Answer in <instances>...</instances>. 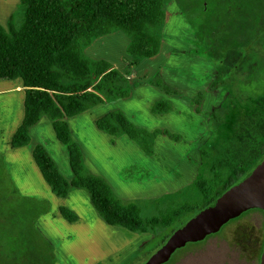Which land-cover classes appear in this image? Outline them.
Wrapping results in <instances>:
<instances>
[{"label": "rangeland", "instance_id": "rangeland-1", "mask_svg": "<svg viewBox=\"0 0 264 264\" xmlns=\"http://www.w3.org/2000/svg\"><path fill=\"white\" fill-rule=\"evenodd\" d=\"M24 12L21 0H0L7 32L9 17L17 28ZM165 13L163 24L150 28L160 37L158 55L137 66L120 30L85 46V56L120 72L131 93L67 121L85 171L100 175L122 203L137 204L143 218L200 202L195 182L210 178L211 158L234 138L236 123L264 104V0H166ZM160 100L169 112L153 113ZM23 103L21 81L0 82V264H144L172 229L129 233L108 226L85 191L55 197L32 159L33 148L44 145L70 179L49 117L32 128L28 147L10 146ZM114 111L144 130L145 141L97 129L96 120ZM61 206L74 212V223ZM263 245L264 215L253 211L175 251L167 264H259Z\"/></svg>", "mask_w": 264, "mask_h": 264}, {"label": "trees", "instance_id": "trees-1", "mask_svg": "<svg viewBox=\"0 0 264 264\" xmlns=\"http://www.w3.org/2000/svg\"><path fill=\"white\" fill-rule=\"evenodd\" d=\"M165 3L166 0H21L25 12L19 26L14 27L13 18L8 23V32L0 24V82L21 81L24 89L23 117L11 136V148L28 147L30 130L42 116L49 117L55 138L66 152L71 175L67 180L47 149L36 145L32 159L51 193L64 199L70 190L85 191L108 226L133 234L172 229L171 235L264 163L263 104L236 123L234 138L211 158L210 178L195 182L200 202L176 203L156 216L143 218L136 204H123L101 178L85 171L82 152L64 119L75 118L105 101H121L129 97L132 87L126 85L120 72L108 70V63H95L87 58L84 48L120 30L129 38L127 55L132 66L157 56L161 41L150 28L163 24ZM152 111L166 113L170 105L163 100ZM96 126L107 135H124L134 142L145 141L147 135L120 111L101 116ZM143 149L149 151L146 147ZM253 211L264 215L254 209L229 223ZM59 213L68 223L77 220L67 207L61 206ZM170 235L163 238L162 245Z\"/></svg>", "mask_w": 264, "mask_h": 264}, {"label": "water", "instance_id": "water-1", "mask_svg": "<svg viewBox=\"0 0 264 264\" xmlns=\"http://www.w3.org/2000/svg\"><path fill=\"white\" fill-rule=\"evenodd\" d=\"M264 213V163L254 173L226 190L212 206L177 228L144 264H166L175 251L217 234L223 226L250 210ZM259 264H264V245Z\"/></svg>", "mask_w": 264, "mask_h": 264}, {"label": "crops", "instance_id": "crops-1", "mask_svg": "<svg viewBox=\"0 0 264 264\" xmlns=\"http://www.w3.org/2000/svg\"><path fill=\"white\" fill-rule=\"evenodd\" d=\"M12 17L10 16L9 17V19L7 20V22H6V24L8 25V23H9V21H10V19H11ZM4 27V26H3ZM160 101H163V100H160ZM164 101H166V100H164ZM121 112V111H120ZM124 115V114H123ZM126 117V116H125ZM42 118V117H41ZM40 118V119H41ZM76 118V117H75ZM127 118V117H126ZM73 119V118H72ZM128 119V118H127ZM66 122L69 120V119H64ZM129 120V119H128ZM40 121V120H39ZM51 121V120H50ZM67 124H68V122H67ZM37 125V124H36ZM35 125V126H36ZM52 126V125H51ZM68 126H69V124H68ZM70 129V128H69ZM32 130V129H31ZM31 130H30V132H31ZM71 132V131H70ZM31 136V135H30ZM72 136V135H71ZM59 143V142H58ZM77 144V143H76ZM39 145H42V144H39ZM78 145V144H77ZM42 146H44V145H42ZM62 146V145H61ZM45 147V146H44ZM63 147V146H62ZM46 148V147H45ZM47 149V148H46ZM48 151V150H47ZM49 152V151H48ZM66 153V152H65ZM51 155V154H50ZM52 157V156H51ZM54 160V159H53ZM85 168V167H84ZM89 174H91V175H94V176H96V177H99V178H101L108 186H109V188L111 189V187H110V185L100 176V175H95V174H92V173H89ZM69 176H70V179H71V175H70V173H69ZM70 179H67V180H70ZM72 190H70V192H71ZM77 191H79V190H77ZM82 191V190H81ZM111 191H112V189H111ZM69 192V193H70ZM112 193H113V191H112ZM69 195V194H68ZM113 195H114V193H113ZM115 196V195H114ZM89 197V196H88ZM116 197V196H115ZM117 198V197H116ZM61 199V198H60ZM65 199V198H64ZM118 199V198H117ZM119 200V199H118ZM124 204V203H123ZM127 204H130V203H127ZM132 204H135V203H132ZM137 205V204H136ZM138 206V205H137ZM64 207H66V206H64ZM139 207V206H138ZM68 208V207H67ZM68 209H70V208H68ZM71 210V209H70ZM72 211V210H71ZM73 212V211H72ZM142 215V214H141ZM120 229V228H119ZM130 233V232H129Z\"/></svg>", "mask_w": 264, "mask_h": 264}, {"label": "flooded vegetation", "instance_id": "flooded-vegetation-1", "mask_svg": "<svg viewBox=\"0 0 264 264\" xmlns=\"http://www.w3.org/2000/svg\"><path fill=\"white\" fill-rule=\"evenodd\" d=\"M159 51H160V50H159ZM178 81H179V80H178ZM217 234H218V233H217ZM215 235H216V234H215ZM259 261H260V259H259ZM168 262H169V261H168ZM168 262H167V263H168ZM167 263H166V264H167Z\"/></svg>", "mask_w": 264, "mask_h": 264}]
</instances>
